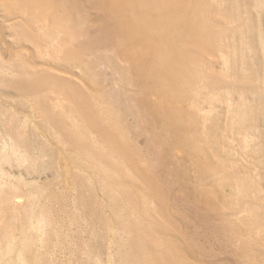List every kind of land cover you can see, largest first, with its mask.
Masks as SVG:
<instances>
[{
  "label": "bare ground",
  "instance_id": "bare-ground-1",
  "mask_svg": "<svg viewBox=\"0 0 264 264\" xmlns=\"http://www.w3.org/2000/svg\"><path fill=\"white\" fill-rule=\"evenodd\" d=\"M0 21L17 46L0 57V264H195L130 138L143 132L156 162L171 142L190 157L185 191L217 189L206 213L264 264V0H0Z\"/></svg>",
  "mask_w": 264,
  "mask_h": 264
},
{
  "label": "rangeland",
  "instance_id": "rangeland-1",
  "mask_svg": "<svg viewBox=\"0 0 264 264\" xmlns=\"http://www.w3.org/2000/svg\"><path fill=\"white\" fill-rule=\"evenodd\" d=\"M97 17L98 14L96 13H90L89 15L87 28L91 33V35H94L95 33ZM0 30L1 31L3 30L1 28V21H0ZM2 32L3 35L0 38V57H2L6 61L8 60L12 61L16 57L15 53L17 46L16 44H13V41L8 36L6 30H3ZM112 48L114 50L112 52H114L115 54L114 53L113 54L114 56H116L117 53H119V51L118 52L115 51V48L117 49V46L113 45ZM217 59L218 58H215L214 56L208 57L207 62L208 64H210L209 66L211 69L214 68L215 70H218L217 65L219 61ZM113 61L118 66L122 60H119L117 57L114 58ZM96 69L98 71V74L101 75L98 85L100 90L102 89L104 91H110V89H114L116 88V86H118L115 84L119 82L118 80L119 75H116L114 73L115 71L113 67L108 65L98 64ZM74 77L76 78V80L72 79L74 80V82H76L79 85H83L77 80L79 79L78 75H75ZM140 89H142V86L139 85L137 94H139L140 99L147 97V95L149 98L153 97V96H149L148 93H144V91H141ZM150 100L153 101V98ZM0 102H3V99H0ZM202 106L204 107V110H206L208 107L205 104H203ZM215 110L221 111V108H216ZM127 121L133 122L132 118H127ZM139 124H140L139 127H144L143 125L145 126L147 125L143 119H140ZM149 126H147V128H149ZM151 133H152L151 135L153 134L158 135L162 139L167 137L166 133L163 131V126H161V123L158 122V119L153 120V123L151 124ZM148 137H149L148 134H146L145 132L139 134L138 136L130 135V138L133 139L132 140L133 144L135 145L136 150L138 151L139 158L141 157L140 159L142 160L143 164L146 166L149 175H151V177L154 178L153 180L154 182H156L158 187L160 186L159 190L163 194V197L166 198L165 202L169 207V210L171 211L173 217L175 218L174 222L176 228L180 231L183 237L190 240L192 239L191 241L195 243L197 247L200 249L199 252L200 254L198 253L195 257L189 255V253L186 252L185 253L186 260H189V262H193L195 264L196 263L197 264H246L244 263V261L241 260L242 257H240V253L237 250L238 247L234 243L235 240L234 236L223 232L222 225H224L226 220H224V218L218 214V211L217 213H215L216 210H214V213L213 211H211L210 213H206V210L210 209L209 206L213 208H215L216 204L218 206L219 203L216 202L215 200L217 197L215 193H218V190L211 187L208 196L203 195L202 199L199 198L198 195H193L194 193L191 195L190 192L188 193L187 191H185V189L188 187L190 188L191 191L195 183V172L193 169L194 166L191 164L192 161L190 157L189 158L186 157L184 153H182L179 150V148L173 142H171V144H169L167 147L168 152H165L162 156L163 158L161 157L160 159H158V162H156L155 154L153 153V150L150 147V143L148 144L150 139ZM58 157L59 159H61L60 156ZM40 175L43 182H48L49 179H52L51 176H54L53 174H51V170H46L44 173H41ZM45 177L48 178L45 179ZM59 181L60 179L55 180L53 186L55 187ZM60 182H61L60 185H63L62 179ZM211 189L214 190L211 192ZM186 194H189L188 197L189 200H187L188 202L187 201L183 202L184 196ZM195 201L198 202L197 205ZM193 202L196 206H198L196 207L198 208V210H202L203 213L205 212L203 216L204 218L200 220L199 218H196L193 212L194 210L193 208L194 204H192ZM219 207H221V205H219ZM234 218L236 217H232V218L230 217V220L231 219L233 220ZM169 235L171 238H173L174 233ZM79 236L83 238L85 237L87 238L89 236V233L88 231L83 233L80 230ZM176 238L178 239V237Z\"/></svg>",
  "mask_w": 264,
  "mask_h": 264
}]
</instances>
